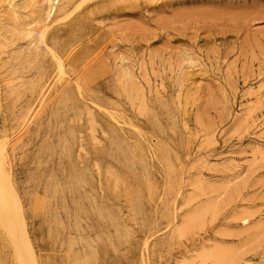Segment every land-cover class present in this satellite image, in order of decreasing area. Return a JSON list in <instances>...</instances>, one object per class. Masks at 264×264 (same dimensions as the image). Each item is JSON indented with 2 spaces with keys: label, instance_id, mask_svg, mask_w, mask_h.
<instances>
[{
  "label": "rangeland",
  "instance_id": "obj_1",
  "mask_svg": "<svg viewBox=\"0 0 264 264\" xmlns=\"http://www.w3.org/2000/svg\"><path fill=\"white\" fill-rule=\"evenodd\" d=\"M43 7L0 0V152L38 263L264 264V0Z\"/></svg>",
  "mask_w": 264,
  "mask_h": 264
},
{
  "label": "bare ground",
  "instance_id": "obj_2",
  "mask_svg": "<svg viewBox=\"0 0 264 264\" xmlns=\"http://www.w3.org/2000/svg\"><path fill=\"white\" fill-rule=\"evenodd\" d=\"M67 1V0H66ZM44 4L45 7H43V12H41L42 16L41 18L40 13H39V18L40 20H36V23L41 24V22H46L47 20H49L54 13L57 10V4H58V0H44ZM11 7L13 9H15L14 5H11ZM81 7V6H80ZM76 9V8H75ZM74 14V12H73ZM66 16V15H65ZM64 16V18H65ZM69 17H71V14L68 15ZM68 16H66L67 20H68ZM82 17V16H80ZM79 18V17H78ZM83 18V17H82ZM65 20V19H63ZM73 20V18H72ZM66 21V20H65ZM71 21V20H70ZM35 22V21H34ZM22 23V22H21ZM28 23V22H27ZM25 24V23H24ZM68 25V23H67ZM30 26V25H29ZM29 26L27 25L25 30L23 31L25 37H27L28 39H35V35H39V32L29 28ZM28 27V28H27ZM32 27V26H30ZM40 36V35H39ZM43 36V35H41ZM64 40V39H62ZM43 41V40H42ZM65 41V40H64ZM32 44H35V42H32ZM37 44V42H36ZM35 44V45H36ZM62 44V43H61ZM60 44V45H61ZM59 45V47H60ZM63 49V48H62ZM34 50V49H33ZM60 50V49H59ZM71 51V50H70ZM18 55V54H17ZM34 55V54H33ZM32 55V56H33ZM72 55V54H71ZM44 56V55H43ZM53 56V55H52ZM15 62V61H14ZM31 65V64H30ZM30 70V69H29ZM32 71V70H31ZM78 77V76H77ZM19 81V80H18ZM71 81V80H70ZM15 82V81H14ZM76 83V82H75ZM127 84V83H126ZM37 85V84H36ZM79 86V85H78ZM137 87V86H136ZM46 88V87H45ZM79 93V92H78ZM141 103V102H140ZM140 106V104H139ZM142 111V110H141ZM5 154V153H4ZM4 154L0 152V179L2 180L3 183V188H1L0 193H1V197L3 198V200L1 199V201L5 202V193L8 194L10 200L13 202V204L15 205V209L12 207L13 210H16L15 212L17 213V221H14V219L11 220V222L9 221L10 218L7 217L6 215V210L4 209V204L3 206L0 205L1 207V211H0V217L2 219V223L3 225L7 228V230H9L11 236H12V240L14 241V249H15V256H16V260L19 262L18 264H39L38 263V259L32 244V241L29 237V233L27 231L26 228V223H25V219H24V213H23V207L20 203L19 200V196L17 194V192L15 191V188L13 186V183L11 181V179L9 178L7 171H6V167L4 165ZM139 155V154H138ZM96 167V166H95ZM99 178V177H98ZM0 180V182H1ZM5 191V192H4ZM10 202H7L6 204H8ZM2 204V203H1ZM5 204V205H6ZM10 205V204H9ZM7 207V206H6ZM8 210V207H7ZM11 212V211H10ZM14 212V211H13ZM12 212V213H13ZM14 212L13 215H15L16 213ZM11 214H9L10 216ZM11 218L12 215H11ZM15 218V216H14ZM14 221V222H13ZM1 223V224H2ZM2 226V225H1ZM3 226V227H4ZM5 229V228H4ZM8 232V231H7ZM8 232V233H9ZM177 232V230H176ZM11 241V239H10ZM36 242V241H35ZM94 245V244H93ZM95 246V245H94ZM14 251V250H13ZM218 255V254H217ZM215 257V255H214ZM215 259V258H214ZM218 259V258H217ZM216 259V260H217ZM222 260V259H221ZM222 262V261H221ZM17 263V262H16ZM43 264V263H42Z\"/></svg>",
  "mask_w": 264,
  "mask_h": 264
}]
</instances>
